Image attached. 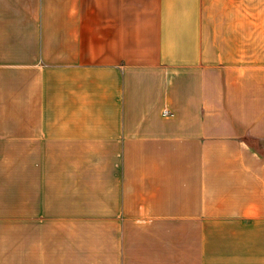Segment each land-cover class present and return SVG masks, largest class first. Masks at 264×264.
<instances>
[{"label":"crops","instance_id":"1","mask_svg":"<svg viewBox=\"0 0 264 264\" xmlns=\"http://www.w3.org/2000/svg\"><path fill=\"white\" fill-rule=\"evenodd\" d=\"M0 264H264V0H0Z\"/></svg>","mask_w":264,"mask_h":264}]
</instances>
